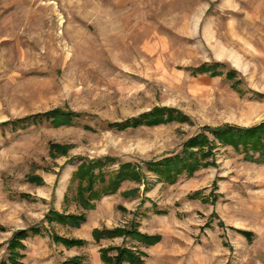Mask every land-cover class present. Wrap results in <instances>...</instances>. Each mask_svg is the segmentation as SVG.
I'll return each instance as SVG.
<instances>
[{"label":"rangeland","instance_id":"374dc122","mask_svg":"<svg viewBox=\"0 0 264 264\" xmlns=\"http://www.w3.org/2000/svg\"><path fill=\"white\" fill-rule=\"evenodd\" d=\"M163 106L188 119L109 126ZM54 108L79 115L58 127L31 117ZM262 121L264 0H0V264L14 232L34 225L42 232L23 240V264H102L100 248L124 241L146 264H264V163L246 157L253 151L210 134L209 164L192 175L171 183L147 166L181 153L205 126ZM51 142L71 148L53 156ZM86 158L104 161L95 171L106 181L136 164L141 181L104 194L98 177L86 209L76 176ZM51 210L87 220L50 223ZM131 224L161 240L92 236ZM53 233L86 243L68 247Z\"/></svg>","mask_w":264,"mask_h":264},{"label":"trees","instance_id":"16d2710c","mask_svg":"<svg viewBox=\"0 0 264 264\" xmlns=\"http://www.w3.org/2000/svg\"><path fill=\"white\" fill-rule=\"evenodd\" d=\"M209 66H203L202 72L209 71ZM214 75L218 72H213ZM79 114L75 111L54 108L42 113H38L33 118H44L49 121L53 126H69L75 122V118ZM26 120L29 117L25 118ZM188 117L182 114L178 109L173 107H155L153 111L142 114L139 117L130 118L120 122H112L109 126L116 127L118 129H124L126 127H138L143 124L157 125L165 123L169 120L186 121ZM7 123V122H5ZM210 134L213 136V140H217L222 144L233 145L236 148L242 147L243 151H253L255 154H247L249 160L264 163V121L261 123L250 126L241 127L230 124H225L217 127L205 126L203 130L192 138L188 139L184 145L181 153H177L174 156H166L159 160H151L147 162V166L154 171L159 172L160 177H164L169 182L173 183L177 177L182 173L192 175L196 170L202 166L209 164L208 157L213 149L214 141L210 138ZM71 148L70 144H62L58 142L50 143L51 155L61 154L65 155ZM109 159V158H106ZM104 161L102 159H84L81 165L76 171V176L80 181H86L85 184H81L78 191V199L80 204L86 209H92L94 204L92 203V197L97 192L96 184L99 177L100 190L104 194L115 192L125 180L141 181V172L137 169L136 164L130 162L122 163L118 170L114 171L109 179L106 181L104 178V172L95 171V168L102 166ZM30 181L42 183L43 179L37 175H31L28 178ZM26 195V194H25ZM99 195V194H98ZM161 212V211H158ZM48 222H59L69 225L71 227H80L86 222V213L74 214L59 212L57 210H51L46 214ZM42 227L40 225L30 226L28 228L19 229L14 232L12 238L9 240V257L8 260L2 262V264H23L22 258L26 245L23 240L30 234H40ZM248 239L252 238L253 232L247 230H240ZM53 239L56 242H61L68 247L83 246L86 240L78 238L64 237L57 233L52 234ZM92 236L96 242H100L102 239H111L115 237H128L132 240H136L145 245H153L161 240V236L158 234H147L141 232L136 224L131 226H117L113 228H98L95 227L92 230ZM145 254L139 251L137 248L129 247L125 244L117 246H104L100 248V258L102 264H146ZM62 264H90L86 262L81 256H73L66 259Z\"/></svg>","mask_w":264,"mask_h":264}]
</instances>
